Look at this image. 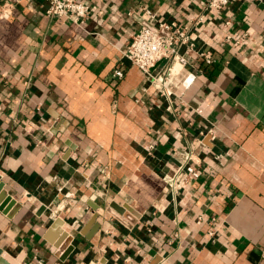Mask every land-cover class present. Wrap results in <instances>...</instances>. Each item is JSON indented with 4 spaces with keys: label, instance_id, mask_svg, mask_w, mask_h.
<instances>
[{
    "label": "crops",
    "instance_id": "crops-1",
    "mask_svg": "<svg viewBox=\"0 0 264 264\" xmlns=\"http://www.w3.org/2000/svg\"><path fill=\"white\" fill-rule=\"evenodd\" d=\"M207 2L86 0L76 26L46 0H0V264H264V0ZM161 21L195 51L150 76L124 53Z\"/></svg>",
    "mask_w": 264,
    "mask_h": 264
},
{
    "label": "built area",
    "instance_id": "built-area-1",
    "mask_svg": "<svg viewBox=\"0 0 264 264\" xmlns=\"http://www.w3.org/2000/svg\"><path fill=\"white\" fill-rule=\"evenodd\" d=\"M48 7L46 15L50 18H66L76 26L83 25L91 16L92 10L86 0H46ZM232 0H208L207 9L209 11H222ZM6 4L3 8L2 18L11 15L10 7ZM148 16H153L150 10L146 11ZM202 21L196 19L195 23ZM245 38H237L234 46H238ZM226 42L231 43L232 36L226 37ZM195 51V44L191 40V28L182 27L176 22L161 21L156 25L144 24L140 31L134 35L128 45L125 58L146 75L152 76V72L161 62H168L170 65H189L188 53ZM199 56L203 58L206 65H213L215 59L210 52L200 51ZM172 67L169 66L168 76L155 77L156 89L164 96L171 94L170 82L172 77ZM115 77L120 80L124 77L122 71H117ZM192 160L191 156L185 157V163ZM194 171H186L181 165L176 173L169 179V187L178 191L184 188L189 182ZM213 235V233H212Z\"/></svg>",
    "mask_w": 264,
    "mask_h": 264
},
{
    "label": "water",
    "instance_id": "water-1",
    "mask_svg": "<svg viewBox=\"0 0 264 264\" xmlns=\"http://www.w3.org/2000/svg\"><path fill=\"white\" fill-rule=\"evenodd\" d=\"M3 188H4L3 184L0 185V191H1V189H3ZM4 195H5V193H4ZM8 197H9V198H8L7 201L13 199V198H11L10 196H8ZM97 209H98V208H96V210H97ZM124 209H125V208H119L116 204H113L112 207L108 210V212H109L110 214H112L113 216H115L116 218H118V220H120L121 222H124V223H125V221L121 218V215H124V214H125V212H124L125 210H124ZM0 210H2V208H1ZM114 210H115L118 214H117L116 212H114ZM99 214H102V210H99V211L95 214V216L92 218V220H91V222H90V225H91V224H94V225H95V232H97L98 229H99V224H96V219H97V217L99 216ZM132 222H135V221H132ZM62 223H63V221H62L61 219H58V220L55 221V223H54L53 226H54L55 228H57V227H59ZM132 224H133V223H132ZM132 224H130V225L132 226ZM127 225H128V224H127ZM130 225H128V227H131ZM63 233H65V232H63ZM63 238H64V240H65V239H68V241H67V242L65 243V245L63 246L64 248H66L68 242H69L70 240L73 241V238H72L71 236L67 235V234H64ZM57 246H59V243L57 244ZM64 248H63V249H64ZM73 250H74V247H73V246H70V248H68V250H67L65 256H63L62 260H66V259L69 257V255L71 254V252H72ZM5 257H7L8 259H10V261H11L13 264H18L19 262L23 261V259L25 258L24 254L21 255L20 257H18V259L15 260V261L12 260L11 258H9L8 256H5Z\"/></svg>",
    "mask_w": 264,
    "mask_h": 264
}]
</instances>
